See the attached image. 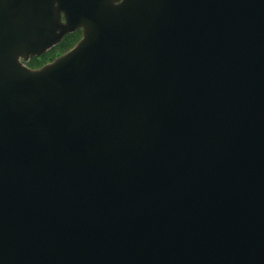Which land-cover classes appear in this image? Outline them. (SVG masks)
I'll return each mask as SVG.
<instances>
[{
	"label": "water",
	"instance_id": "95a60500",
	"mask_svg": "<svg viewBox=\"0 0 264 264\" xmlns=\"http://www.w3.org/2000/svg\"><path fill=\"white\" fill-rule=\"evenodd\" d=\"M0 264H264V0H0Z\"/></svg>",
	"mask_w": 264,
	"mask_h": 264
},
{
	"label": "flooded vegetation",
	"instance_id": "af4514ba",
	"mask_svg": "<svg viewBox=\"0 0 264 264\" xmlns=\"http://www.w3.org/2000/svg\"><path fill=\"white\" fill-rule=\"evenodd\" d=\"M62 20L65 21L64 17L62 18ZM73 33H75V34L77 35L78 39H77L76 41L67 40L66 42H64V40L67 38V36H69L70 34H73ZM82 38H83V29H82V28H79V29H77V30H75V31H72V32H70V33H67L66 35H64V37L61 39L60 42H58L57 44H55L54 46H52L51 48H49L47 51H45V52L42 53L41 55L30 57V58L25 62V64H26L27 66L33 68V69L40 68V67L43 66L44 64H46V63H48V62L51 61V60H50V61H48V62L41 63V62H42V59H43V55L47 54L48 52L52 51L53 49H55L56 47H58V46H60V45H61L62 47H65V49H66L65 51H63V52H61V53L59 52V55H61V54L65 53V52L69 51L70 49H72L74 46H76V44H77ZM63 42H64V43H63ZM62 43H63V44H62ZM33 59H37L35 63H36V64H39V66H37V67H32V66H34V65L32 64V62H31V61H33ZM52 60H53V59H52Z\"/></svg>",
	"mask_w": 264,
	"mask_h": 264
},
{
	"label": "trees",
	"instance_id": "16d2710c",
	"mask_svg": "<svg viewBox=\"0 0 264 264\" xmlns=\"http://www.w3.org/2000/svg\"><path fill=\"white\" fill-rule=\"evenodd\" d=\"M77 39H78L77 35H76L75 33H73V34H70L69 36H67V38L64 40V42H66L67 40L76 41ZM64 42H63V43H64ZM63 43H62V44H63ZM65 50H66L65 47H62L61 45L58 46V47H56V48L53 49L52 51H50V52H48L47 54L43 55V59H42V62H41V63L48 62V61L54 59L55 57H57V56L59 55V52L61 53V52L65 51ZM36 60H37V59H33V61H31L32 64L34 65V66H32V67H37V66H39V64H36V63H35Z\"/></svg>",
	"mask_w": 264,
	"mask_h": 264
}]
</instances>
